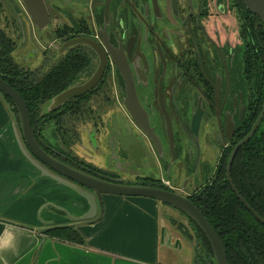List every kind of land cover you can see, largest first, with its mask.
Returning <instances> with one entry per match:
<instances>
[{
  "label": "flooded vegetation",
  "instance_id": "flooded-vegetation-1",
  "mask_svg": "<svg viewBox=\"0 0 264 264\" xmlns=\"http://www.w3.org/2000/svg\"><path fill=\"white\" fill-rule=\"evenodd\" d=\"M42 2L47 27L54 23L44 34L49 43L42 52L53 50L55 62L44 67L49 61L44 59L34 70L37 76L66 54L75 61L80 53L83 63L67 89L104 69L91 91L34 116L33 136L46 153L96 178L182 190L188 198L211 186L224 168L227 178L233 151L260 119L255 135L264 119V23L249 20L252 14L242 0ZM2 11L14 18L20 36L32 27L40 37L22 0H0V17ZM76 39L93 47L78 44L59 54L64 43ZM16 128L26 152L38 162ZM251 138L238 148L231 167ZM20 153L39 177L55 182Z\"/></svg>",
  "mask_w": 264,
  "mask_h": 264
},
{
  "label": "crops",
  "instance_id": "crops-1",
  "mask_svg": "<svg viewBox=\"0 0 264 264\" xmlns=\"http://www.w3.org/2000/svg\"><path fill=\"white\" fill-rule=\"evenodd\" d=\"M14 124L0 95V218L22 226L0 222V264H200L191 249L194 245L201 248L196 236L169 226L166 217L163 220L167 222L160 218V204L149 199L104 197L102 219L76 229L80 244L48 234L42 241L35 229L42 227L37 216L44 204L52 203L79 216L87 211V203L73 190L49 179H31L32 169L29 175L22 167L26 161L15 139ZM12 149H18V156ZM76 151L82 159L81 150ZM100 159L96 164H101ZM42 179L54 185L43 186ZM31 180L33 189L24 195ZM41 218L54 225L69 223L49 208L41 212ZM182 248L189 251L185 259L180 255Z\"/></svg>",
  "mask_w": 264,
  "mask_h": 264
},
{
  "label": "trees",
  "instance_id": "trees-1",
  "mask_svg": "<svg viewBox=\"0 0 264 264\" xmlns=\"http://www.w3.org/2000/svg\"><path fill=\"white\" fill-rule=\"evenodd\" d=\"M249 20L260 22L249 14ZM263 47H264V25ZM13 44L0 30V78L10 84L23 98L31 121L43 106L53 97L66 90L83 70L81 54L72 61L66 54L57 66L46 74L37 76L34 71H24L12 59ZM2 99L11 108V115L19 122L17 112L12 109L11 100L0 93ZM19 127V125L17 126ZM63 143L66 144L65 138ZM236 192L264 220V119L251 138L237 153L230 171ZM209 221L219 235L227 253L228 264H264V225L238 199L230 188L225 168L217 180L205 188L198 196L189 198ZM55 213L61 214L53 208ZM63 215V214H61ZM197 241L208 252L207 264H214L209 243L201 230ZM51 238H58L70 243L80 244L82 238L77 230H53L47 233Z\"/></svg>",
  "mask_w": 264,
  "mask_h": 264
},
{
  "label": "water",
  "instance_id": "water-1",
  "mask_svg": "<svg viewBox=\"0 0 264 264\" xmlns=\"http://www.w3.org/2000/svg\"><path fill=\"white\" fill-rule=\"evenodd\" d=\"M242 1L248 11L264 23V0ZM22 2L27 12L26 17L29 18L31 25L36 30L44 31V29L49 24V17L42 0H22ZM30 33L31 38L33 39L32 27L30 28ZM78 44H87L93 47L92 43L86 39H76L64 43L59 49V54L64 53L68 48ZM103 70L104 69L102 68L97 69L92 78L87 83L81 86H72L53 97L43 107L44 112H53L60 108L63 104L67 103L72 98L84 95L91 91L95 87L99 78L101 77ZM0 93L11 100L13 104L12 109H15L17 112V117L19 120V129L21 130L25 146L29 149L31 154L36 158L39 163L34 161V159L29 156V154L26 152L21 140L19 139L16 125L14 124L13 129L15 139L17 141L20 151L25 156V158L34 167H36L42 173V175L49 177L58 184L73 190L87 203V211L79 216L72 215L67 210L52 203L44 204L38 212V218L40 219L42 227L35 229L36 234L42 239V241H44L45 239L44 235L53 230H76L81 227L90 226L98 223L103 217L104 197L142 198L149 199L160 204L161 207L159 209V215L162 220L163 217H172L173 219H178L180 216H183L185 221L183 222L184 227L181 228V231H185V229H187L189 233L193 232L189 227V223H194L201 230V232L209 243L210 249L213 254L214 264H228L226 249L219 235L209 223V221L203 216L200 210L191 202V200L187 196L182 194V190L180 192H174L160 187L139 185L135 186L123 184L121 180L114 181L108 180L107 178H96L80 170L74 169L61 161H58L57 159L53 158L48 153H46L45 150H43L39 146L33 136L30 115L23 98L10 84H8L1 78ZM259 121L257 122V124L259 123ZM257 124L254 126L251 133L233 151V154L227 165V178L231 189L237 195L239 200L252 213V215L262 225H264V220H262L251 209V207L237 194L229 175L231 163L236 154V151L240 146L245 144L252 137L253 133L256 130ZM42 165L47 167L49 170L53 171L56 175L47 171ZM46 208H53L56 211L60 212L64 215V217L69 223L63 225H54L52 221H45L41 219V212ZM0 222L22 227L18 223L2 218H0ZM167 224H169V222ZM171 227L173 226L171 225Z\"/></svg>",
  "mask_w": 264,
  "mask_h": 264
},
{
  "label": "rangeland",
  "instance_id": "rangeland-1",
  "mask_svg": "<svg viewBox=\"0 0 264 264\" xmlns=\"http://www.w3.org/2000/svg\"><path fill=\"white\" fill-rule=\"evenodd\" d=\"M53 26H54V23H51V26L47 27L46 30L41 31L40 37H39V34L36 35V31L34 30L32 32V35H33V39H32L31 38L30 29H28L27 33H23V35L21 33V36H20L19 28H18V25L16 24V22L14 21V18L9 13H7L6 11H2L1 17H0V29H3L4 32H6L7 37L11 38V41H12V44H13V47H14L13 52H11V56H12V59H13L14 63L16 65H18V67L20 69L34 71L35 69H37L40 66V63L44 59H49V61L44 62L45 63L44 67L50 66L51 64H53L55 62V60H51L50 59L51 56L54 54L53 50H50L48 52V54H44L42 52L43 49L49 43L48 40H46L44 38V34L45 33L48 34L49 30L51 28H53ZM42 35H43V37H42ZM20 37H21V39H20ZM55 44H56V47H57L58 43H55ZM43 70H44L43 72H45V70H47V69H43ZM9 110L11 111L10 107H9ZM13 123H15V125H17V126L19 125V122L17 123V120H16V118L14 116H13ZM11 151H13V154L18 156V149H14V150L12 149ZM92 164L95 165L94 162H92ZM97 164H99V163H97ZM99 165L101 166L102 164H99ZM22 167L26 168L27 171L25 170V172L27 174H29V171L32 169L34 174L31 175V179H36V178L39 179L38 178V173L36 171H34L33 168H30L29 165L24 164ZM215 167H216V160H213L209 164V172L211 174L214 173ZM13 176H14L13 175V171H11V178ZM201 178H202V182L205 184V182H206V172H204V171L202 172ZM165 179H167V178H165ZM41 181L43 183V186L44 185H48V186L54 185V183L47 182L44 179H42ZM29 183H30V185H28L26 187L25 191H23L24 195L25 194H29V190L33 189V185L35 184L34 180H31V182L29 181ZM33 191L34 190H32L31 192L33 193ZM190 191H191V188H187L186 189V192L189 193ZM31 192H30V194H31ZM11 195H12V193H11ZM166 219L168 220V222L174 228H179L181 230V228L184 227L183 222L185 221V219H184L183 216H180L178 219L177 218L173 219L172 217H166ZM38 220L40 221L39 218H38ZM189 227L193 231V232H191V233H193L191 235H194V236L197 235L198 236V231H197V229L195 228V226L192 223H189ZM182 232H185L187 234L189 233V231L187 229H185V231H182ZM197 239H196V241H197ZM197 243L201 246V248L199 249V247H197L195 245L191 246L192 253H193L194 256L198 257L197 261L200 262V264H207L208 263L207 262V257L210 254L208 255V252H206L204 250L203 244L200 243L199 240H198ZM188 252L186 251V249L182 248V251L180 253L181 257H183L184 259L187 258V253ZM197 264H199V263H197Z\"/></svg>",
  "mask_w": 264,
  "mask_h": 264
}]
</instances>
